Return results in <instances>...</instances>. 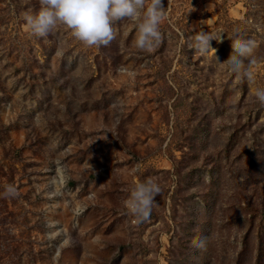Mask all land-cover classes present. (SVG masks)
I'll use <instances>...</instances> for the list:
<instances>
[{
    "label": "rangeland",
    "instance_id": "374dc122",
    "mask_svg": "<svg viewBox=\"0 0 264 264\" xmlns=\"http://www.w3.org/2000/svg\"><path fill=\"white\" fill-rule=\"evenodd\" d=\"M162 3L141 52L127 20L89 47L31 34L39 0H0V264H264V0ZM234 30L252 85L223 64ZM201 32L222 33L218 61L189 47ZM148 178L161 194L137 224L124 202Z\"/></svg>",
    "mask_w": 264,
    "mask_h": 264
},
{
    "label": "clouds",
    "instance_id": "9594fccd",
    "mask_svg": "<svg viewBox=\"0 0 264 264\" xmlns=\"http://www.w3.org/2000/svg\"><path fill=\"white\" fill-rule=\"evenodd\" d=\"M39 3L38 11L24 14L26 29L37 37H46L59 24L66 26L73 37L86 46H108L116 37L114 25L127 20L135 30L133 46L138 51H150L163 40L160 23L165 18L166 8L162 0H39ZM221 34L201 32L189 43V47L201 55H206L209 51L215 55L216 49L211 47L210 42H222ZM228 39L231 41L232 51L223 64L234 74L246 78L249 85L254 84V75L250 68L255 63L251 59L255 42L242 38L239 30H234ZM216 60L218 61L217 57ZM246 60L249 63L248 69H245ZM120 70L127 71L125 68ZM252 91L255 99L264 104V88L257 87ZM159 194L161 188L152 178L131 189L124 203L135 223L139 224L150 218L157 203L155 197ZM3 195L5 198H14L18 195L17 189L9 184ZM193 246L201 248L203 241H194Z\"/></svg>",
    "mask_w": 264,
    "mask_h": 264
}]
</instances>
